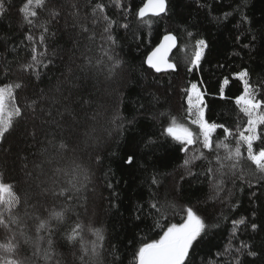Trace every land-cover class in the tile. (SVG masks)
<instances>
[{"label":"trees","instance_id":"trees-1","mask_svg":"<svg viewBox=\"0 0 264 264\" xmlns=\"http://www.w3.org/2000/svg\"><path fill=\"white\" fill-rule=\"evenodd\" d=\"M6 2L8 10L0 15V84H24L23 88L16 90V100L21 107L41 94L49 99L55 97L61 104L53 108L52 118L61 120L56 109L63 111L68 107L75 121L65 113L61 127L43 124L42 120L50 119L39 111L41 106L48 107L45 102L37 105L36 119L30 109H25L23 119L7 134L2 147L9 151L0 150V172L4 173L5 182L15 183V191L22 201L27 199V203H21L13 213L20 217L19 226H13L11 231L0 227V242H6L15 234L20 241L17 258L24 260L25 264H81L79 242L72 246L64 239L79 222L84 225L85 242L95 239L87 230L89 225L103 227L105 240L101 264H133L140 243L158 239L162 234L161 227L182 222L181 217L186 215L183 209L188 206L208 225H219L209 227L192 250L189 264H233L234 250L241 241L250 243L258 252L256 257L243 256L244 264H264V177L259 173L253 175L255 166L248 162L243 166L246 169L243 180L239 179V169L236 176L229 173L220 196L209 199L215 192L208 179L199 175L208 167L207 162L195 161L190 170L197 175H186L187 170L181 167L185 154L179 150L181 145L178 142L161 135L168 118L160 116V113H169L178 122L197 130V126L191 125V119L195 117L188 115L187 96L183 91L191 83H196L203 93L205 119L223 124L238 135V119L246 124L247 118L235 104L234 98L243 92V82L236 74L247 70V78L254 88L264 85V0H168L167 14L149 16L151 25H144L135 16L142 0H123L125 5L132 6L127 18L110 0H102L108 5L107 14L117 22L112 35L118 44L113 51L123 62L111 78L106 68L85 67L86 56L94 60L99 58L104 25L101 23L95 28L96 44L92 45L87 34L73 27V17L69 15L73 0H47L44 9H37L38 16L32 25L23 21L19 11L26 0ZM77 2L81 22L87 23L91 29L92 18L89 16L87 21L84 20L90 11L85 7L88 0ZM54 7L61 8V15L51 20L49 9ZM224 13L231 15L224 19ZM244 15L250 23L242 22ZM48 20L51 23L44 44H41L42 25ZM125 23L131 25L127 30L120 27ZM167 32L174 33L178 39V46L171 56L178 70L156 73L144 61ZM28 33L34 37L37 53H46L43 57L38 56L42 60L36 66V71L41 73L38 79L20 69V65L28 63L32 55L33 42L25 39ZM199 39H204L208 47L200 64L189 72L192 67L190 58ZM45 64L49 66L45 68ZM6 67L10 69L7 73L4 72ZM225 78L229 83L224 86L221 96V83ZM85 100L90 103L84 104ZM117 112L121 119L113 123ZM118 124L124 127L118 128ZM25 128L28 132L35 128V139L21 135ZM261 129L264 126L258 131ZM52 135L57 142L63 139L68 143L66 152L59 155L52 152L46 139ZM213 135L219 140L225 134L223 129L217 128ZM149 137L154 144L147 143ZM228 142L235 147L234 138ZM199 147L198 144L189 146L188 156L191 157ZM261 147L264 142H254V150ZM44 149L48 151L44 152ZM204 152L208 154L207 150ZM242 152L246 156V146ZM128 156L134 157L131 164L126 163ZM53 157L55 163L42 164ZM40 164L42 168H37L36 165ZM56 167L70 174L75 172L84 186L77 184L79 192H72L74 211L66 221H51V236L47 229L42 230L39 235L44 238L40 240L36 232L39 221L35 217L47 219L53 206L59 208L63 202L51 194L53 185L49 177ZM28 172L32 173L31 178L27 176ZM85 175L88 177L86 181ZM153 175H158L159 185L151 184ZM181 176L185 177L184 180ZM109 183L112 187H108ZM45 188L50 189L47 194H44ZM153 196L161 204L175 206L167 207L163 219H160L161 227L156 226L158 216L154 215V209H150ZM241 216L247 218L249 225L254 222L259 227L253 232L250 227L241 226L232 242L233 251L225 253L232 220ZM49 238L53 240L51 249L48 247ZM37 244L40 253L34 255ZM45 250L49 252L47 260L43 258Z\"/></svg>","mask_w":264,"mask_h":264},{"label":"snow or ice","instance_id":"snow-or-ice-1","mask_svg":"<svg viewBox=\"0 0 264 264\" xmlns=\"http://www.w3.org/2000/svg\"><path fill=\"white\" fill-rule=\"evenodd\" d=\"M110 2L116 9L124 14L125 18L132 12V6L130 4L125 5L123 0H110ZM46 3L47 0H26L19 9L23 21L28 25H32L34 19L38 16L37 9H44ZM167 4L168 0H142V6L135 10V16L137 20L144 25H151L152 20L149 16L160 17L161 14H167ZM8 7L9 5L6 0H0V15H4ZM85 7L90 9V11L85 15L84 20L87 21L89 16L92 18L91 29L87 23L81 22L80 7L77 0H73L70 4L71 11L69 15L73 17V27L79 28L80 33L87 34V39L92 45L96 44L95 28L101 23L104 25L100 36L99 58H95L94 60L93 57L86 56L85 67H95L100 70L106 68L108 76L111 78V76L115 74L116 69L123 63L113 51L114 47L118 44L116 37L112 35L113 26L117 22L107 14L106 9L108 5L103 3L102 0H88ZM49 14L51 20H56L61 15V8L54 7L49 9ZM229 15H231V13H224L223 18L226 19ZM51 20L45 21L42 25L43 31L39 37L41 44H44L45 36L48 32V24L51 23ZM242 22L250 23V20L244 15L242 17ZM130 26L131 25L127 23L120 25V27L125 30L129 29ZM191 35L192 33H189V36ZM25 39L33 42L31 49L32 55L28 63L20 65V69L29 72L38 79L41 73L36 71V66L42 63V60L39 59L38 56L43 57L46 53H37L34 37L30 33L25 35ZM237 39L239 40L240 37H237ZM176 40L177 37L172 33H167L160 44L148 54L144 63L147 64L150 69L155 70L156 73H160L162 70H178L177 65L171 63L168 59V52L176 47ZM207 47L208 44L204 39L196 41L194 54L190 58L192 67H189V72L193 70V67L200 64L201 58L204 56ZM245 47H247V45H245ZM89 51H91V48H89ZM49 63L51 62L49 61ZM43 66L47 68L49 65L45 64ZM9 70L10 69L6 67L4 72L7 73ZM68 71L71 72L72 70L69 68ZM236 75H238L243 82V92L241 95L234 98L235 104L239 107V111L247 118L246 124L238 119V135L223 124L218 125L215 122L210 123L205 119L202 94L196 83H191L190 87L183 91L187 96L188 115L189 117H195V119H191V125L197 126V130L194 131L193 128L187 124L178 122L177 118L171 116L169 113H160L161 117L168 118V123L163 127L161 135L165 138L170 137L174 142H178L181 145L179 150L185 154V159L181 167L187 170L186 175H197L190 170L195 161L204 160L207 162L208 167L204 172L199 173V175H203L208 179L211 188L215 192L214 195L209 196L211 200L217 199L220 196L221 192L224 190L225 178L229 173L236 176L237 169H239V179L243 180L245 178L246 169L243 166L248 164V162H250V165L255 166V172L252 173L253 175L259 173L264 177V147H261L258 151L254 150L255 141L260 140L264 142V129L258 131L260 126H264V98H261L264 97V85L254 88L247 78L249 75L247 70H243ZM228 83L229 80L227 78L221 83V96L224 94V86ZM23 87L24 84L20 82L0 84V150L4 152H8L9 149H3V141L7 138V134L14 130L16 123L20 119H23L25 109H30L33 113V119H36L37 105H43V103L47 102V108L41 106L39 109L41 114L50 118L42 120L43 124L49 126L55 124L57 127H61V120L65 113L72 116V119L75 121V116L68 107H64L63 111L56 109V114L61 117V120L52 118L53 108L61 104V101L55 97L49 99L41 94L37 99L26 102L23 107L18 106L16 90ZM89 103V100L84 101V104ZM143 107L144 106L141 105V108ZM94 118L95 117H93V119ZM120 119L119 112H117V115L113 117V123H116ZM117 127L123 128L124 125L118 124ZM217 128L223 129L225 134L223 139L217 140L214 138L213 134ZM21 135L31 136L35 139L36 130L33 128L31 132H28L26 128L22 129ZM230 138L235 139L234 148L228 142ZM46 139L53 153L59 155L67 151L68 143L63 139L57 142L55 135H52L50 139L46 137ZM147 143L154 144L155 141L149 137ZM195 144L201 147L195 149L193 155L189 157V146ZM245 146L246 156L242 152ZM204 150H207V155ZM222 150L224 153L223 155H221ZM43 151L47 152L48 149H44ZM209 156H212V159H209ZM21 159H26V157H21ZM96 159L97 162L100 161L99 156H97ZM133 159V156H128L126 163L131 164ZM43 163L53 164L55 163V158H49L42 162V164ZM42 164L36 165V167L42 168ZM250 165H248L249 170ZM24 167L26 168L27 166L25 165ZM27 176L31 178L32 173L28 172ZM184 178V176H181V180H184ZM49 179L53 185L51 189L52 196L57 199H62L63 202L59 208L53 206L48 212L47 219H42L39 216L35 217V219L39 221L36 232L40 240L44 238L39 235L42 230L47 229L49 231V237L51 236L52 230L49 228L51 221H56L57 223L66 221L69 214L74 211L73 202L75 197L72 195V192H79L77 184H80L81 187L84 186L83 183L76 178L75 172L70 174L60 167L52 169V176L49 177ZM87 179L88 177L85 175L84 180L86 181ZM160 182L158 175H153L151 177L152 185H159ZM233 183H235V180H233ZM108 187H112V185L109 183ZM15 189V183L5 182L4 173L0 172V227L9 231L12 230L13 226L20 225V217L13 213L18 209L21 203H27V199L22 201L21 196ZM43 191L44 194H47L50 189L45 188ZM253 196H255V193H253ZM169 206L175 207L167 203L161 204L160 201L156 200L155 196H153L150 209H154V215L158 216L156 219L157 227H161L160 219H163V214ZM230 206L232 208L236 207V205ZM138 211H142V209H138ZM183 211L186 212V215L181 217L182 222L169 223L166 228L161 227L162 234L159 235L158 239H151L148 242L140 243L138 249L134 253L133 264H189L192 250L201 242L203 235L207 233L209 227H218L219 225H208L192 207L185 206ZM252 215H256L255 211H253ZM241 226L245 228L250 227L253 232H256L259 227L258 224L254 222L249 225L247 218L244 216L232 220L231 237L228 244L225 246V253H231L233 251L232 242L236 239L237 232ZM87 230L95 239L85 242L83 237L84 225L79 222L65 234L64 239L72 246H75L77 242H79L80 256L78 259L81 261V264H101V249L103 241L105 240L104 229L103 227L89 225ZM21 235H23V230H21ZM24 242L27 243L28 240L25 239ZM52 245L53 240L49 238V249H51ZM19 247L20 241L15 234L7 239L6 242H0V264H25L24 260L17 258ZM253 248L254 246L250 243L241 241L239 247L234 250L235 256L233 264H244L242 259L243 256L256 257L258 252L253 250ZM39 253L40 247L39 244H37L34 255H38ZM218 255L220 254L218 253ZM85 257L88 258L87 261ZM43 258L45 260L49 259V252L47 250L44 251Z\"/></svg>","mask_w":264,"mask_h":264},{"label":"water","instance_id":"water-1","mask_svg":"<svg viewBox=\"0 0 264 264\" xmlns=\"http://www.w3.org/2000/svg\"><path fill=\"white\" fill-rule=\"evenodd\" d=\"M142 6V5H141ZM162 15V14H161ZM167 33H172V32H167ZM167 33H165V34H163L162 35V37H161V39L159 40V42L153 47V49L158 45V44H160V42H161V40L163 39V37L167 34ZM175 37H177L174 33H172ZM178 46V39L176 40V47ZM176 47H174V48H172L169 52H168V59H169V61L171 62V63H174L172 60H171V56H172V54H173V52H174V50L176 49ZM152 49V50H153ZM151 50V51H152ZM150 51V52H151ZM149 52V53H150ZM148 53V54H149ZM148 54H147V56H148ZM147 56H146V58H147ZM175 64V63H174ZM147 65V64H146ZM148 66V65H147ZM153 70V69H152ZM154 72H155V70H153ZM170 71H173V70H166V71H164V70H162L161 72H170ZM176 71V70H175ZM160 72V73H161Z\"/></svg>","mask_w":264,"mask_h":264},{"label":"rangeland","instance_id":"rangeland-1","mask_svg":"<svg viewBox=\"0 0 264 264\" xmlns=\"http://www.w3.org/2000/svg\"><path fill=\"white\" fill-rule=\"evenodd\" d=\"M198 89H199V87H198ZM199 91H200V89H199ZM201 92V91H200ZM201 94H202V99H203V101H204V98H203V93L201 92ZM204 106V105H203Z\"/></svg>","mask_w":264,"mask_h":264}]
</instances>
